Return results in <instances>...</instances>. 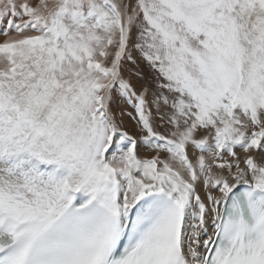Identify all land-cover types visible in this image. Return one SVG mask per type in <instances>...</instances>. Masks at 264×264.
Segmentation results:
<instances>
[{
	"label": "snow or ice",
	"instance_id": "obj_1",
	"mask_svg": "<svg viewBox=\"0 0 264 264\" xmlns=\"http://www.w3.org/2000/svg\"><path fill=\"white\" fill-rule=\"evenodd\" d=\"M0 24V264H264V0H0Z\"/></svg>",
	"mask_w": 264,
	"mask_h": 264
},
{
	"label": "rangeland",
	"instance_id": "obj_2",
	"mask_svg": "<svg viewBox=\"0 0 264 264\" xmlns=\"http://www.w3.org/2000/svg\"><path fill=\"white\" fill-rule=\"evenodd\" d=\"M134 56H137V53H133ZM139 71L142 74V79L133 77L132 83L134 85L139 86L140 84H152V73L151 70L147 67L146 64L140 63L139 67L137 68L136 65H132L131 63H126L125 65V75L127 76L129 72L135 73L136 71ZM112 111L117 118L118 121L123 122V125L130 133H135L137 130L135 128V122L127 115V113L132 112L133 109L131 106L127 105L126 103H122L119 100L115 101L112 105ZM123 113V115H122ZM163 131V129H161ZM143 147V151L141 153L142 156L148 154V150L145 148L143 143H140ZM146 153V154H145Z\"/></svg>",
	"mask_w": 264,
	"mask_h": 264
},
{
	"label": "bare ground",
	"instance_id": "obj_3",
	"mask_svg": "<svg viewBox=\"0 0 264 264\" xmlns=\"http://www.w3.org/2000/svg\"><path fill=\"white\" fill-rule=\"evenodd\" d=\"M5 27H7V25L6 24H0V28H5ZM4 39V37L3 36H0V41H2ZM143 146L141 145V144H139V154L141 155V153H142V151H143V148H142ZM146 154V153H145ZM142 156V155H141ZM212 230H213V228H212V223H211V220H209L208 222H207V233L205 234V237H202V238H206V235L207 234H209V235H211V233H212Z\"/></svg>",
	"mask_w": 264,
	"mask_h": 264
}]
</instances>
